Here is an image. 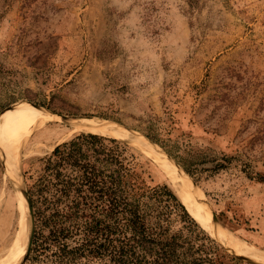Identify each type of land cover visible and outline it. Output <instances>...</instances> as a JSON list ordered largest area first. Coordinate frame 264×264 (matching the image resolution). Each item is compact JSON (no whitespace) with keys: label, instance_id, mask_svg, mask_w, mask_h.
I'll return each mask as SVG.
<instances>
[{"label":"rangeland","instance_id":"obj_1","mask_svg":"<svg viewBox=\"0 0 264 264\" xmlns=\"http://www.w3.org/2000/svg\"><path fill=\"white\" fill-rule=\"evenodd\" d=\"M193 84L201 89L198 101L187 92ZM167 88L174 96H166V105L193 148L214 158L208 167L222 154L233 157L225 169L196 171L197 186L172 161L197 213L211 222L213 212L248 252H264V181L248 177L264 176V0H0L3 109L32 103L53 117L100 118L145 132L163 118ZM55 117L26 139L18 183L6 173L0 146V250L18 230V196L28 174L79 132ZM168 144L182 156V139ZM128 145L144 156L151 184L173 188L167 172ZM214 240L234 264H262L243 258L237 251L252 255L230 241Z\"/></svg>","mask_w":264,"mask_h":264},{"label":"trees","instance_id":"obj_2","mask_svg":"<svg viewBox=\"0 0 264 264\" xmlns=\"http://www.w3.org/2000/svg\"><path fill=\"white\" fill-rule=\"evenodd\" d=\"M167 90L162 97L163 118L142 133L187 178L194 179L198 170L227 168L233 157L222 154L210 168L214 158L207 160L206 151L193 148L176 112L166 105V96H174ZM187 92L199 100V85ZM3 107L0 104V112ZM112 137L78 132L40 158L38 172L28 174L34 232L23 264H234L236 258L191 215L170 184L148 181L144 156ZM179 139L182 156H175L167 147ZM248 175L264 181L258 172ZM28 235L29 231L16 264L26 251Z\"/></svg>","mask_w":264,"mask_h":264},{"label":"bare ground","instance_id":"obj_3","mask_svg":"<svg viewBox=\"0 0 264 264\" xmlns=\"http://www.w3.org/2000/svg\"><path fill=\"white\" fill-rule=\"evenodd\" d=\"M31 104L32 103H30L29 105L27 104L18 105L10 109H8L9 108L8 107L5 109V110L7 109L9 110V111L7 110L8 113L5 116L2 115L5 112V110H3L0 113V116L1 115L3 116V117L1 116L2 118L0 117V146H1V151L3 152L4 158H5L3 159L4 164H5L4 166L6 168V173L12 179H14L17 183L19 182L18 180L19 154L24 148L25 146L24 143L26 139L28 138L29 134L36 127L44 126L47 122L52 121L55 116L59 119L61 117L60 115H55L53 117L54 114L52 113L53 115H51V114L46 113L45 110L42 109L43 107L36 106L34 104L31 105ZM68 124L70 125L69 131L72 134L75 131H79V132L84 131V132H90V133H97L101 135L117 136L121 140H124L128 142L129 144L139 148L144 154H146L151 159H153L154 162L158 166H160V168H162V170L167 172L168 176L171 178L173 188L179 194L182 201L186 204L191 214L196 216V218L203 225L204 228H207L211 233L219 235L220 237L212 234L214 237L220 240L221 243H223V240L226 239L230 241L232 244H234L240 251L246 254H251L252 256L239 253L236 249L230 247L231 249L237 251L239 255L247 258L248 260L249 258H251V259L256 260L259 263L264 264V252L257 253L259 257L258 258L257 255L255 256V254L248 252L250 251V249L247 248V246L244 245V243H242L238 237L230 233V231H228L225 227H220L212 221L209 222L210 221L209 218H208L209 221H207L205 215L203 214L199 215L197 213L198 209H196L194 202L191 200V198H189V196L190 197L192 196V193L188 189L181 172H179V170H177L176 168V165L178 164H176L170 157L165 155V153L162 152V150H159L154 145H152L150 142H148L143 136L137 135L136 133L130 131L129 129L121 127L119 124L115 122L105 120V119H100V118L98 119L96 118L68 119ZM188 178H187V181H188ZM192 191L193 193L195 192L194 190ZM18 200H19L18 207L21 212L20 219H19V227L11 243L10 244L6 243L9 245H6L5 247L3 246V248L0 250V264H10L12 262L16 254L18 245H19V250L17 252L16 257L17 258L19 257L18 256L19 251L25 241L27 231H29V227H27L28 226L27 204H26V200L23 199L21 192L19 193ZM26 228H27V231H26ZM25 231H26V234H25ZM221 237L224 239L221 240L222 239ZM22 250H24V246ZM24 255L22 256V258L24 257ZM13 263L16 264V261Z\"/></svg>","mask_w":264,"mask_h":264},{"label":"water","instance_id":"obj_4","mask_svg":"<svg viewBox=\"0 0 264 264\" xmlns=\"http://www.w3.org/2000/svg\"><path fill=\"white\" fill-rule=\"evenodd\" d=\"M37 106V105H36ZM5 109V108H4ZM3 109V110H4ZM2 110V111H3ZM1 111V112H2ZM0 112V113H1ZM56 114V113H55ZM58 115H60V114H58ZM61 116V119H59V120H63V121H66L67 123H68V119H77L78 117H67V116H64V115H60ZM126 128V127H125ZM128 129V128H127ZM130 131H132V132H134V133H136L137 135H141V136H143L148 142H150L152 145H154L156 148H158L159 150H162V152H164L168 157H170L160 146H158L156 143H154V142H152L151 140H149L142 132H140V131H136V130H131V129H129ZM105 136H108V135H105ZM108 137H112V136H108ZM112 138H115V137H112ZM116 139H118V140H121V139H119V138H116ZM121 141H123V142H126V141H124V140H121ZM127 144H129L128 142H126ZM171 158V157H170ZM172 159V158H171ZM173 160V159H172ZM174 161V160H173ZM175 162V161H174ZM176 163V162H175ZM177 164V163H176ZM19 168L21 169V153L19 154ZM192 179V178H191ZM192 181H193V184L194 185H196V183L194 182V180L192 179ZM197 186V185H196ZM20 192L24 195V197H25V200H26V204H27V212H28V227H29V237H28V244H27V249H26V253H25V255H24V257L22 258V260L19 262V264H23L24 262H25V260H26V258H27V256H28V254H29V252H30V248H31V245H32V238H33V232H34V219H33V211H32V207H31V203H30V200H29V197H28V194H27V192H26V188L24 187H22L21 188V190H20ZM205 202L207 203V201L205 200ZM211 214H212V222H214V223H217L216 222V218H215V214L213 213V212H211ZM227 252H228V250H227V248L225 247V246H223L222 244H220ZM229 253H230V251H229ZM232 253V252H231ZM233 255H236V254H234V253H232ZM236 256H238V257H241V256H239V255H236ZM244 258V257H243ZM246 259V258H245ZM248 260V259H247ZM250 261V260H249ZM252 262V261H251Z\"/></svg>","mask_w":264,"mask_h":264}]
</instances>
